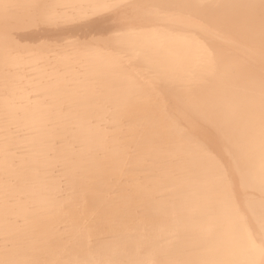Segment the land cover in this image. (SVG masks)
Listing matches in <instances>:
<instances>
[{
  "label": "bare ground",
  "instance_id": "1",
  "mask_svg": "<svg viewBox=\"0 0 264 264\" xmlns=\"http://www.w3.org/2000/svg\"><path fill=\"white\" fill-rule=\"evenodd\" d=\"M264 0H0V264H264Z\"/></svg>",
  "mask_w": 264,
  "mask_h": 264
},
{
  "label": "snow or ice",
  "instance_id": "2",
  "mask_svg": "<svg viewBox=\"0 0 264 264\" xmlns=\"http://www.w3.org/2000/svg\"><path fill=\"white\" fill-rule=\"evenodd\" d=\"M260 251H261L262 255H264V243H262L260 245Z\"/></svg>",
  "mask_w": 264,
  "mask_h": 264
}]
</instances>
